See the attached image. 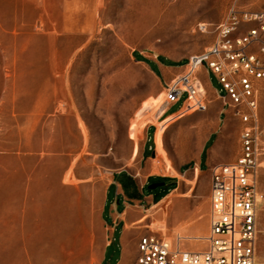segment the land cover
I'll use <instances>...</instances> for the list:
<instances>
[{
  "label": "rangeland",
  "instance_id": "rangeland-1",
  "mask_svg": "<svg viewBox=\"0 0 264 264\" xmlns=\"http://www.w3.org/2000/svg\"><path fill=\"white\" fill-rule=\"evenodd\" d=\"M66 4L0 0V264H100L109 232L102 211L119 171L146 183L145 192L177 188L142 211L141 228L171 242L177 233L184 248L204 250L205 236L180 227L191 210L207 233L211 173L198 168L207 157L235 161L241 124L213 89L207 111L170 115L178 103L163 114L166 87L213 44L233 7L264 11V0ZM162 59L172 63L165 74ZM258 89L264 133V80ZM262 147L264 154V134ZM157 178L166 185L149 190ZM190 189L184 212L170 207ZM260 191L256 264H264V167Z\"/></svg>",
  "mask_w": 264,
  "mask_h": 264
},
{
  "label": "built area",
  "instance_id": "built-area-1",
  "mask_svg": "<svg viewBox=\"0 0 264 264\" xmlns=\"http://www.w3.org/2000/svg\"><path fill=\"white\" fill-rule=\"evenodd\" d=\"M202 33L208 31L199 24ZM213 44L191 56L182 74L167 84L170 115L188 107L205 112L209 107L201 77L204 69L221 85L218 96L241 122L237 159L214 168L211 185L210 234L203 252L181 250L164 236L142 235L134 264H256L258 220L263 195L260 176L264 167L263 131L259 116L258 83L264 80V11L233 7L217 26Z\"/></svg>",
  "mask_w": 264,
  "mask_h": 264
},
{
  "label": "crops",
  "instance_id": "crops-1",
  "mask_svg": "<svg viewBox=\"0 0 264 264\" xmlns=\"http://www.w3.org/2000/svg\"><path fill=\"white\" fill-rule=\"evenodd\" d=\"M67 1L66 8L69 10L78 9L84 0H64ZM77 3V7L75 6ZM158 70L165 74L167 73L168 65L162 63L158 64ZM167 75V74H166ZM208 76L209 80L203 79L204 86L207 91L212 88L211 74L202 69L201 76ZM239 119V118H238ZM241 124V122H240ZM242 127V125H241ZM151 149V148H150ZM149 148L147 149V142L143 146V154H147ZM240 151V133H239V150L237 152L236 159ZM235 159V160H236ZM226 161L225 159H219L218 163ZM232 163V162H231ZM228 164V163H226ZM222 165H216V162L211 158L207 157L204 161L200 162L198 170L202 169V166L205 167V171L211 173V185L213 178V170L215 167ZM199 170V171H200ZM126 173V175L124 174ZM128 176V177H127ZM129 177L132 178L134 184H130ZM127 185V191L125 192L123 185ZM112 186V187H111ZM146 183H139L137 177L129 174L126 171H119L113 174V180L109 184V188L106 194V202L103 207L102 217L105 220V223L108 225L109 232L106 238V242L103 248V252L100 256V264H134L136 261L138 253V242L142 235L146 233H153L150 231H144L141 228V223L144 221V218L147 215H142V211H145L147 206L150 208L160 206L161 203L172 195L176 189H168L167 191L161 190L159 193L154 192H145ZM111 187V188H110ZM192 189L186 191L182 194L173 195L171 199V205L177 211L184 212V207L189 201ZM114 192V195H112ZM171 192V193H170ZM169 207V208H170ZM137 208V210H134ZM185 216H188L187 223L180 227V230L184 232L186 236H195V237H206L205 240H201L206 243V248L204 250H188L183 247L185 241L179 242L181 250L188 252H203L208 248L207 237L210 234V219H211V189H210V210H209V221H208V231L207 233H202L201 230L196 226V221L193 218V212L189 210ZM156 234V233H154ZM157 235V234H156ZM164 236V235H163ZM161 237V236H160ZM166 237V236H164ZM177 233L175 237L172 238L173 244L177 245L178 243ZM167 238V237H166ZM181 238V237H180ZM197 239V238H196ZM199 239V238H198ZM197 239V240H198ZM194 242V241H189Z\"/></svg>",
  "mask_w": 264,
  "mask_h": 264
},
{
  "label": "trees",
  "instance_id": "trees-1",
  "mask_svg": "<svg viewBox=\"0 0 264 264\" xmlns=\"http://www.w3.org/2000/svg\"><path fill=\"white\" fill-rule=\"evenodd\" d=\"M141 60H143V61H145L146 63H148L149 65H151V63L149 62V61H147V60H145V59H143V58H141ZM161 63L162 64H164V65H172V63L170 64V63H168V62H166L164 59H162L161 60ZM152 66V65H151ZM153 69V68H152ZM154 70V69H153ZM125 175H126V173H124ZM128 177V176H127ZM129 180L131 181L130 182V184L131 185H133L134 184V181L132 180V178H130L129 177ZM156 181H166L164 178H157V179H152V181H151V183H153V182H156ZM150 183V184H151ZM123 185V188H124V190H125V192L127 191V185H125V184H122ZM112 187V186H111ZM110 187V188H111Z\"/></svg>",
  "mask_w": 264,
  "mask_h": 264
},
{
  "label": "water",
  "instance_id": "water-1",
  "mask_svg": "<svg viewBox=\"0 0 264 264\" xmlns=\"http://www.w3.org/2000/svg\"><path fill=\"white\" fill-rule=\"evenodd\" d=\"M166 185V182H153L150 185H148L149 190H156L157 188L164 187Z\"/></svg>",
  "mask_w": 264,
  "mask_h": 264
},
{
  "label": "bare ground",
  "instance_id": "bare-ground-1",
  "mask_svg": "<svg viewBox=\"0 0 264 264\" xmlns=\"http://www.w3.org/2000/svg\"><path fill=\"white\" fill-rule=\"evenodd\" d=\"M170 201H171V200H170ZM170 201H169V202H170ZM169 205H170V204L166 202L164 207L168 208ZM168 240H169V239H168ZM203 240H205V238H203ZM169 241H170V240H169ZM170 242H171V241H170ZM172 243H173V242H172Z\"/></svg>",
  "mask_w": 264,
  "mask_h": 264
},
{
  "label": "flooded vegetation",
  "instance_id": "flooded-vegetation-1",
  "mask_svg": "<svg viewBox=\"0 0 264 264\" xmlns=\"http://www.w3.org/2000/svg\"><path fill=\"white\" fill-rule=\"evenodd\" d=\"M158 182H162V181H158ZM164 182H166V181H164Z\"/></svg>",
  "mask_w": 264,
  "mask_h": 264
}]
</instances>
